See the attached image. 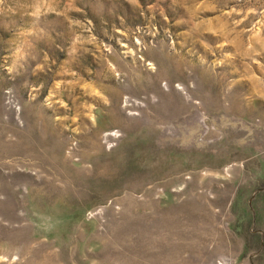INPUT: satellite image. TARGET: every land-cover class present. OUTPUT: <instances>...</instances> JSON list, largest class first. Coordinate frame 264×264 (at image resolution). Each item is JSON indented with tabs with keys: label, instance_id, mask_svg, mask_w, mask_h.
Segmentation results:
<instances>
[{
	"label": "rangeland",
	"instance_id": "rangeland-1",
	"mask_svg": "<svg viewBox=\"0 0 264 264\" xmlns=\"http://www.w3.org/2000/svg\"><path fill=\"white\" fill-rule=\"evenodd\" d=\"M0 264H264V0H0Z\"/></svg>",
	"mask_w": 264,
	"mask_h": 264
}]
</instances>
